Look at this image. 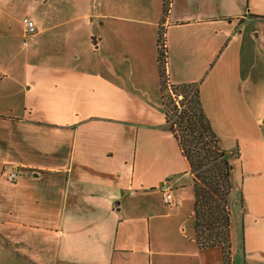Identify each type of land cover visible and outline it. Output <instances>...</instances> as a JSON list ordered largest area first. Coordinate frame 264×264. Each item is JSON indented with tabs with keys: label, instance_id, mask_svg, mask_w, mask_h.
<instances>
[{
	"label": "crops",
	"instance_id": "crops-1",
	"mask_svg": "<svg viewBox=\"0 0 264 264\" xmlns=\"http://www.w3.org/2000/svg\"><path fill=\"white\" fill-rule=\"evenodd\" d=\"M83 3L0 0V38L29 37L0 51V264H223L182 208L192 173L161 101L160 26L169 83H197L236 152L244 252L264 258V0H170L164 18L163 0H103L96 33Z\"/></svg>",
	"mask_w": 264,
	"mask_h": 264
},
{
	"label": "trees",
	"instance_id": "trees-1",
	"mask_svg": "<svg viewBox=\"0 0 264 264\" xmlns=\"http://www.w3.org/2000/svg\"><path fill=\"white\" fill-rule=\"evenodd\" d=\"M170 0H163V18ZM157 67L159 88L166 123L176 137L192 173L194 239L199 247L219 246L223 264H232V191L233 153L220 143L203 108L196 82L169 83L166 73L164 29H158ZM166 88L177 90L176 97ZM182 96L178 98V94ZM236 152L234 153V155ZM239 199L243 204L242 192Z\"/></svg>",
	"mask_w": 264,
	"mask_h": 264
},
{
	"label": "rangeland",
	"instance_id": "rangeland-1",
	"mask_svg": "<svg viewBox=\"0 0 264 264\" xmlns=\"http://www.w3.org/2000/svg\"><path fill=\"white\" fill-rule=\"evenodd\" d=\"M83 7L87 11H90L92 15L97 16L95 19V23L92 26V30L96 33V31H99L100 25L99 24V16L103 13V0H83ZM24 2V1H23ZM23 2H19V4H16L13 9H8L9 11L12 12L13 17H24L27 14V9ZM24 6H22V5ZM97 13V14H96ZM2 14H6L5 11L2 12ZM27 37L26 39H28ZM21 34L17 36L14 40L12 39H2L0 38V51L3 49L5 50L6 48L9 47V44L11 42H8L12 40V45L14 47L21 46V43L23 40H26ZM91 45V42H89ZM92 46V45H91ZM20 49V48H18ZM97 54V51H90L89 55L90 56H95ZM179 89V88H178ZM177 90H172L171 88H166L165 92H171L173 97H176V93L178 92ZM182 96L181 93L178 94V98ZM162 101V99H161ZM163 105V104H162ZM193 187V186H192ZM240 191L238 189H232L231 194H230V202H231V207H232V234H233V252H232V264H264V258H253L250 256H247L244 252L243 248V213L245 212V205L241 204L240 199H239V194ZM182 208L185 210L189 208L190 213L192 214L193 211V190L190 193V196L188 199L184 200V203L182 205ZM192 219V216H191ZM166 224V223H165Z\"/></svg>",
	"mask_w": 264,
	"mask_h": 264
},
{
	"label": "built area",
	"instance_id": "built-area-1",
	"mask_svg": "<svg viewBox=\"0 0 264 264\" xmlns=\"http://www.w3.org/2000/svg\"><path fill=\"white\" fill-rule=\"evenodd\" d=\"M23 21L25 23V33L30 34L34 31V22L28 17H24ZM17 175V171L14 170L8 175L9 178H14ZM160 189L163 193V199L166 203L171 204L173 200V188L167 179L163 180L160 184Z\"/></svg>",
	"mask_w": 264,
	"mask_h": 264
}]
</instances>
